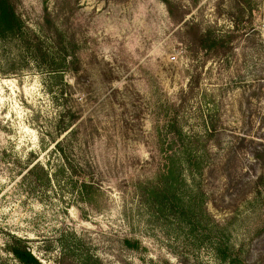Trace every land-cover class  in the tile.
<instances>
[{"label":"rangeland","instance_id":"374dc122","mask_svg":"<svg viewBox=\"0 0 264 264\" xmlns=\"http://www.w3.org/2000/svg\"><path fill=\"white\" fill-rule=\"evenodd\" d=\"M170 1L173 17L160 0H13L45 56L33 60L34 39L32 52L0 40V264H18L11 237L42 264H264V0ZM204 31L235 38L225 54L195 56L189 41ZM64 48L76 64L48 72ZM194 77L183 130L202 134L210 116L216 133L200 161L174 166L195 210L183 214L153 193L156 136ZM62 114L78 120L58 137ZM56 140L90 175V200ZM34 164L48 180L24 177Z\"/></svg>","mask_w":264,"mask_h":264},{"label":"trees","instance_id":"16d2710c","mask_svg":"<svg viewBox=\"0 0 264 264\" xmlns=\"http://www.w3.org/2000/svg\"><path fill=\"white\" fill-rule=\"evenodd\" d=\"M167 8L168 14L170 17H173V9L172 2L170 0H160ZM240 5L246 3V0H236ZM192 29H194L192 27ZM24 27L21 19L17 15L15 11V5L13 0H0V40H8V39H16L19 42H22L27 50L32 52V47L30 41L33 39L37 42L35 48L38 50L33 51L32 58L33 60L40 57L43 58L45 56L44 52H41V41L36 35H32L33 38L29 41L27 35H24ZM198 33V34H197ZM196 35H192V39L189 41L191 49L188 51L194 52L196 56L198 53H203L206 58H210L213 56H220L225 54L228 49V45L235 38V35H215L211 31L197 32ZM28 44V45H27ZM65 56L61 57V61L57 64L49 63L47 65L48 72L58 73L60 72L64 66L66 69H70L76 64V59L73 55H69L66 53V49L64 48ZM207 60V59H205ZM67 62V63H66ZM198 78L192 79L190 78L186 89L181 90L177 106L175 104H171L167 115H165V119L163 120L162 129L164 130L163 134H158L157 144L158 150L157 155L159 156V185L160 187L157 191H153L155 196L160 199L161 204H167L170 208L176 209L183 214H194L195 210L192 205V200L187 198L185 199L179 192L173 188V178L175 173L173 171L174 166L176 164H191L200 161L203 158L205 152L208 151L209 142L214 137L216 133V127L213 123V120L210 116L206 117L203 120V132L202 134H189L188 132L183 130L181 121L184 117L181 116V110L184 108L187 100L194 95L195 89L197 88ZM66 113V112H65ZM64 113V114H65ZM69 114V113H68ZM65 115H59L58 121V131L57 135L60 137L65 133H70L72 126L77 122L78 118L74 115H71L69 119L64 120ZM201 149L199 148L200 141ZM55 149L58 154L61 156L64 162V168L69 174V176L74 177L77 182H79L78 186V194L83 198H87L90 200L91 196L95 193V189L91 184V177L85 171L84 167L76 166L68 160L67 155L65 154L63 148V142L61 140L54 141ZM28 165L25 171L24 177H32L36 171H41L43 176L48 180L49 173H47L42 166L38 164L32 165L30 168ZM254 184L256 186L264 187V176L257 177ZM157 192V193H156ZM184 198V199H182ZM166 200V201H165ZM264 227V223H263ZM222 241H219V248L222 250V253L225 256H233L234 258H238V252L230 247V252L226 246H224ZM125 245L133 250H138L139 242L125 240ZM5 252L13 257V259L18 264H42L30 251L26 241L17 237H11L10 242L5 247Z\"/></svg>","mask_w":264,"mask_h":264}]
</instances>
